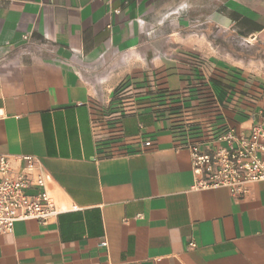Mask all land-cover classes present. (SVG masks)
<instances>
[{
    "label": "crops",
    "instance_id": "obj_1",
    "mask_svg": "<svg viewBox=\"0 0 264 264\" xmlns=\"http://www.w3.org/2000/svg\"><path fill=\"white\" fill-rule=\"evenodd\" d=\"M215 32L264 44V0H0V155L39 160L63 209L0 235V264H264V183L192 171L264 105Z\"/></svg>",
    "mask_w": 264,
    "mask_h": 264
},
{
    "label": "built area",
    "instance_id": "obj_2",
    "mask_svg": "<svg viewBox=\"0 0 264 264\" xmlns=\"http://www.w3.org/2000/svg\"><path fill=\"white\" fill-rule=\"evenodd\" d=\"M256 117L249 136L231 129L218 139L224 144L214 149L202 150L199 143L189 145L197 188H225L234 198L244 199L251 185L264 183V105ZM62 212L48 191L39 160L0 155V235L11 234L19 221L48 225Z\"/></svg>",
    "mask_w": 264,
    "mask_h": 264
},
{
    "label": "rangeland",
    "instance_id": "obj_3",
    "mask_svg": "<svg viewBox=\"0 0 264 264\" xmlns=\"http://www.w3.org/2000/svg\"><path fill=\"white\" fill-rule=\"evenodd\" d=\"M216 40L222 44V56L252 69L257 75L264 73V44H249L231 37L228 33L215 32Z\"/></svg>",
    "mask_w": 264,
    "mask_h": 264
}]
</instances>
